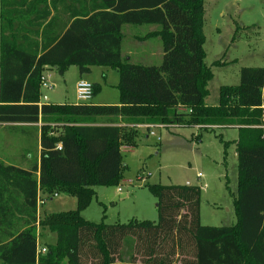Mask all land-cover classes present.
Wrapping results in <instances>:
<instances>
[{"label": "trees", "instance_id": "16d2710c", "mask_svg": "<svg viewBox=\"0 0 264 264\" xmlns=\"http://www.w3.org/2000/svg\"><path fill=\"white\" fill-rule=\"evenodd\" d=\"M205 2L1 0L0 123H43L39 162L25 169L0 159L3 264H264V67H243L238 85H222L218 103H206L214 72L206 63ZM124 24L158 26L142 39H161L160 64L123 56ZM71 66L81 75L94 66L117 70L120 103L40 105L45 72ZM93 87L94 95L102 88ZM98 118L238 128L237 222L204 225L202 189L193 184L149 186L159 199L157 222L87 220L81 212L95 188L121 184L122 147L140 136L136 127L94 125ZM60 194L75 196L77 209L40 218V201ZM40 227L57 234L45 253Z\"/></svg>", "mask_w": 264, "mask_h": 264}, {"label": "rangeland", "instance_id": "374dc122", "mask_svg": "<svg viewBox=\"0 0 264 264\" xmlns=\"http://www.w3.org/2000/svg\"><path fill=\"white\" fill-rule=\"evenodd\" d=\"M206 63L212 67L214 77L209 83L210 94L206 103L219 101L222 85H238L243 67H264V0H206L205 2ZM1 10V1H0ZM136 28V27H135ZM140 35L147 27H138ZM132 47L131 37L124 50ZM138 55H151V64H160L163 58L159 38L140 43ZM219 62L218 65H215ZM143 63H147L143 60ZM108 74L103 78V71ZM51 77H50V76ZM80 77L77 66L65 73L53 68L45 72L51 88L42 86L43 98L48 95L53 103L77 102L76 83ZM84 79L100 83L101 90L94 95V103H113L118 89L119 72L109 67L94 66L83 75ZM0 125V157L19 161L27 152L37 154V139L20 128ZM160 136L149 135L141 129L137 145L123 151L124 179L118 186H97V195L81 213L90 221L108 225L125 224L131 220L158 221V197L149 186L193 185L200 186L201 221L204 225L231 226L237 222L234 195L238 189V155L235 140L236 127H213L201 129L193 126L181 128L159 127ZM200 134V138L197 135ZM148 136V137H147ZM119 186L122 190L119 191ZM41 217L51 213L76 210L77 198L60 194L42 200ZM39 249L54 245L57 234L42 229ZM47 250V249H46ZM1 264V261H0Z\"/></svg>", "mask_w": 264, "mask_h": 264}, {"label": "crops", "instance_id": "0c3cea01", "mask_svg": "<svg viewBox=\"0 0 264 264\" xmlns=\"http://www.w3.org/2000/svg\"><path fill=\"white\" fill-rule=\"evenodd\" d=\"M0 12H1V10H0ZM144 26L148 28V31H147V33H145V35H147L150 32L157 31L159 29L157 25H132V24H124L123 25V33H124V41H123V45H122V53H123V56L125 58L129 59L133 63L144 64V65H158V64H151L150 63V62H152L151 61L152 58H151V55L150 54H149V56H143L144 59H142L138 55V52L136 51V50H138L137 48H138V46H139L140 43H147V42H150L153 38H159V37H152V38H148V39H142L145 35H143V36L140 35L139 30H137L136 28H138V27H144ZM129 37H131V40H132V47H131L130 50H124L125 42L128 40ZM161 43H162V41H161ZM162 49H163V46H162ZM143 60H146L147 63H143ZM52 69L53 68H49L48 70L51 71ZM107 74H108V72L106 70H104L103 71V78H106V75ZM82 78L84 79L83 75L80 74V77H79L78 81L80 79H82ZM44 81L47 82L46 79ZM76 86H77V83H76ZM76 97H77V93H76ZM114 100L115 101H113V103H94L92 101L91 102L94 103V104H97V105L119 104L120 101L118 100V94L114 96ZM43 103H53V102L50 101L48 95H46L44 98H43V95H42L40 105L43 104ZM53 104H65V103H53ZM69 104H78V101L77 102H74V103H69ZM0 125H3L2 127H5V128H8V127H11V128H20L23 131H25L26 133H28L30 136L35 137L37 139V149H38V150H36L37 151L36 152L37 153L36 155L34 153H32V152H27L26 155L23 158H21L19 161H10L9 159H2L1 157H0V159H2L6 164L17 165V166H20V167L25 168V169H29L31 167V165L33 164V161L34 160H36L38 162L40 161V156H41L40 137H41V127L43 125V123L41 121L38 122V123H21V124H17V123H0ZM94 125H118V126H122V127H136L139 130V135H140L141 129H147L148 132H150L152 130L155 131L156 127H151V126H155L157 124H147V123L130 124V123H126V122L122 121L121 118H119V119H114V118L113 119H110V118H98V120H96V122L94 123ZM165 127L175 128V129L181 128V127H178V126H165ZM194 127L199 128V126H194ZM157 128H159V127H157ZM149 135H151V134H149ZM156 135L157 136H155V137H160V136H158V133L157 132H156ZM157 140H158V138H157ZM158 141H160V140H158ZM130 147L131 146H123L122 147V153H123V151L127 150ZM127 181H131V180H123V182H127ZM128 184H130V183H128ZM190 184H192V182ZM55 196H59V195H55ZM42 203H43V201H40L39 211H38L39 217H41L40 216L41 215L40 209H41ZM38 232H39V234H41V230L40 229H38ZM39 241L40 240H39V237H38V251L40 252L41 250L39 249ZM129 252H131V251L129 250V248L126 247L124 249V253H125L124 256L126 258L129 257ZM1 264H3L2 261H1Z\"/></svg>", "mask_w": 264, "mask_h": 264}, {"label": "built area", "instance_id": "2783aa9c", "mask_svg": "<svg viewBox=\"0 0 264 264\" xmlns=\"http://www.w3.org/2000/svg\"><path fill=\"white\" fill-rule=\"evenodd\" d=\"M42 86L44 87H48L51 88L52 85L48 84L46 81L43 82ZM76 93H77V101L78 103H89L93 100L94 97V87H93V83L86 80V79H80L77 82V86H76ZM165 125L163 124H157L155 126H151V127H163ZM150 134L152 136H157L156 132L154 130L150 131ZM158 140H160V137H157ZM128 183L132 184L131 181H127ZM119 190H122L121 187H119ZM41 253H45L46 252V248L43 247L40 251Z\"/></svg>", "mask_w": 264, "mask_h": 264}, {"label": "water", "instance_id": "95a60500", "mask_svg": "<svg viewBox=\"0 0 264 264\" xmlns=\"http://www.w3.org/2000/svg\"><path fill=\"white\" fill-rule=\"evenodd\" d=\"M188 185H190V182L188 183Z\"/></svg>", "mask_w": 264, "mask_h": 264}]
</instances>
